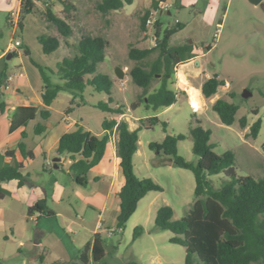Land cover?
Returning <instances> with one entry per match:
<instances>
[{"label":"rangeland","instance_id":"obj_1","mask_svg":"<svg viewBox=\"0 0 264 264\" xmlns=\"http://www.w3.org/2000/svg\"><path fill=\"white\" fill-rule=\"evenodd\" d=\"M71 3L72 9L65 12L63 2ZM100 0H39L35 2V10L28 14L22 29H18L16 37L20 38L22 47L17 50L19 58L12 57L7 64L11 73L20 72L22 59L27 65L29 57L23 55L28 49L30 58L43 68L49 82L62 85L56 72V65L65 56H71L73 46L80 37H100L108 42L104 62L97 67L98 72L108 74L113 80L111 97L112 107H124L125 115H112L97 108L99 103H107L108 96L103 92L87 86L76 95L77 103H71L73 94L60 91L49 107L50 117L43 120L37 115L23 129H34L42 124L45 129H75L79 123L93 134L102 131L104 119L126 120L130 128L138 129L140 120L158 117L167 123V132H163L161 124L149 129L141 128L137 132L138 154L134 156V173L138 178H150L161 186V192H149L146 198L137 204L135 212L127 221L123 232L108 235L103 233L106 244V264H184L185 250L183 247L170 244L171 233L155 230V214L158 207L166 205L173 210V219L186 215L195 201V181L190 171L177 168L166 162L164 157H158L148 148L149 143H161L166 136L183 134L186 138L177 143V153L187 162L195 164L197 157L192 152V139L189 129L199 119L204 129L211 131L210 142L218 155L231 151L235 155L234 172L237 176L264 177V8L253 5L248 0H220V7L211 0H179V6L171 9V15L157 14L162 30L173 29L177 20L182 29L170 37L169 44H186L193 40L200 53L198 57L201 67L197 70L190 64L175 67L172 88L177 92L176 102L169 108H159L155 111L140 106L134 110L131 105L141 93L128 76L129 70L136 64L128 58L129 48L150 49L153 47V35L146 27H141V17L147 9H138L140 2L132 5L124 4V9L102 14L96 5ZM52 5V13L65 19L71 29L68 38L62 37L55 26L49 23L45 16L47 4ZM264 4V0L262 1ZM151 7H149L150 9ZM152 9V8H151ZM51 36L59 39V48L44 54L39 44L38 36ZM12 39V28L6 22V11L0 10V51H3ZM65 41L67 44H65ZM204 44L210 46L207 51ZM205 53V54H204ZM157 55L153 53L146 62L152 61ZM31 63V62H30ZM30 65V64H29ZM124 72L122 80L115 76V69ZM196 70V71H195ZM22 72V71H21ZM184 74L186 86H182L179 73ZM216 76L226 82L228 88H218L216 95L204 98L200 108L192 110L188 103V94L181 89L199 88L207 78ZM42 84V82H41ZM153 82L151 90L158 87ZM43 87V84H42ZM233 94V98L230 97ZM244 95L246 97H244ZM7 94L3 92L2 98ZM217 99L227 100L239 107L232 125L222 124L211 106ZM71 109L66 114L68 109ZM193 112L195 114H193ZM193 115L195 119H193ZM245 118L246 127L240 126V119ZM261 120L259 133L255 139L248 137L249 127ZM29 131V130H28ZM36 144V143H34ZM42 165V159L37 160ZM223 174L210 176L213 186L217 188ZM155 197L152 205L148 202ZM12 198L6 196L0 200L3 217L0 219V264H41L39 260L26 257L25 247H19V241H24L31 234L32 223L24 224L26 215L19 213L13 206ZM74 216V214H73ZM77 228L75 224L71 225ZM142 227L144 234L133 238L136 227ZM112 246L116 249L113 251ZM102 264V263H99Z\"/></svg>","mask_w":264,"mask_h":264},{"label":"trees","instance_id":"obj_2","mask_svg":"<svg viewBox=\"0 0 264 264\" xmlns=\"http://www.w3.org/2000/svg\"><path fill=\"white\" fill-rule=\"evenodd\" d=\"M39 0H23L20 12L19 29L23 27L25 17L32 13L35 2ZM65 12L72 9L71 3L62 1ZM126 0H100L96 5L97 10L106 14L123 8ZM157 7V2L151 4V8ZM141 17V27H145V16ZM44 16L46 20L56 27L58 33L68 38L71 29L65 19L53 15L52 5L47 4ZM182 25L176 23L173 29H161L159 21L154 26L155 45L150 49L129 48L128 58L136 64L129 70L128 76L133 84L141 89L136 101L131 105L134 110L141 105L147 110L153 111L159 108H168L177 100V92L172 88L175 67L188 62L193 56L191 45L184 44L176 47L169 45L170 37L180 31ZM37 40L46 55L55 52L59 46V39L51 36H38ZM65 44L66 41H65ZM108 42L100 37L82 36L73 46L71 56H65L56 65V72L62 85H53L45 75L42 67L33 62L27 48L24 54L29 57L31 64L38 70L43 91L41 99L43 108L37 111L33 107H19L13 112L9 129L25 127L35 117L36 112L43 120L50 117L47 109L58 96L60 91H68L73 98L84 91L87 86L93 90L103 92L108 96L107 103H99L97 108L120 116L125 114L122 105L111 107L113 80L97 67L105 60V52ZM210 47H206L208 51ZM157 52L156 57L146 60ZM12 56H16L12 54ZM6 57L0 60V114L4 112L5 104L1 100V90L6 80ZM153 82L159 84L151 90ZM224 82L216 76L207 78L201 85V94L204 98L216 95L218 88ZM233 94L230 97L233 98ZM72 103V102H71ZM220 122L230 126L235 121V115L239 107L227 100L217 99L211 106ZM71 109L69 108L67 112ZM193 114H195L193 112ZM193 119L195 116L193 115ZM240 126L245 128V118L240 119ZM140 127L130 130L124 120L117 121L114 118L104 119L102 129L106 132L102 137L93 135L79 123L75 124L72 132L65 133L58 141L57 154H66L74 159L69 166V174L80 187H86L88 172L102 159L109 135L116 130L118 140L116 154L120 160V168L124 178V184L117 193L119 215L115 229L123 231L131 215L135 212L138 202L149 192H161L162 188L150 178H138L133 169V156L137 152L138 135L141 128L149 129L156 124H161L163 132H167V123L158 117H149L140 120ZM261 120L258 119L249 127L248 137L255 139L259 133ZM36 134L45 131V126L37 124ZM192 139V152L197 157V162H187L177 153V143L183 141V134H166L161 143L151 142L148 148L154 151L158 157H164L165 161L173 166L188 170L192 173L195 187V201L186 215L180 219H173V210L166 205L158 207L154 224L157 231H168L172 235L168 239L170 244L178 245L185 250L184 264H264V177L237 176L234 172L235 155L226 151L221 155L214 152V145L210 142L211 131L201 126L196 119L193 127L189 129ZM24 138V135L22 136ZM19 151L24 153V143L18 145ZM264 152V145L261 147ZM27 156V155H26ZM31 155H29L30 157ZM22 165L15 159L14 151H6L0 154V200L9 195L2 187V183L17 180L18 185L25 184L27 176L21 172ZM223 174L220 185L215 188L209 179L210 176ZM45 202L41 201L28 208L27 215L34 213L43 215ZM142 227H136L133 238L144 234ZM91 247V249H90ZM86 245L79 252V260L86 264L84 254L91 251V264L102 263L105 258L103 240L99 235L94 237L91 246Z\"/></svg>","mask_w":264,"mask_h":264},{"label":"crops","instance_id":"obj_3","mask_svg":"<svg viewBox=\"0 0 264 264\" xmlns=\"http://www.w3.org/2000/svg\"><path fill=\"white\" fill-rule=\"evenodd\" d=\"M126 1L127 5H132L135 1L140 2L138 9L144 8L147 11L151 9L149 7H151L154 1L157 3H167L169 5L168 10L163 11L161 14L168 17L171 15V9H176L179 6V0ZM211 1H215L217 6L220 7V0ZM195 3H197L196 0ZM18 5L19 0H0V10L6 11V20L9 13L16 9ZM121 9L125 10L124 6ZM177 22L181 24L179 20ZM186 44L192 46L193 53L198 54L201 52V49L195 48L193 40H186ZM180 45H184V43L170 46L176 47ZM204 47L210 46L204 44ZM14 54L19 58V52ZM23 55L26 57L24 50ZM11 58L5 59L7 66L6 76L19 73H11L9 70L7 61ZM195 60H198V64ZM19 61L21 62L19 67L23 76L16 77L8 88L1 90L2 94L3 92L7 94V97L1 98L5 104V109L0 114V154H4L6 151H14L16 161L22 165V174L27 176L26 182L22 186L18 185L17 180L1 184L9 193L8 196L12 198L14 209L19 213H23V216L26 215L24 224L27 226L28 222L32 223L31 234L26 240L19 241L18 245L20 248H23L28 243L25 250L26 257L34 261L39 260L41 264H83L79 260V252L86 245L90 247L96 235H99L103 240L102 236L104 232L110 236L112 235L110 231L112 229L116 230L115 225L119 215L117 193L124 184L120 160L116 154L118 134L113 129L109 135V141L102 159L88 172L86 187L78 186L68 172L69 166L77 157L72 158L66 154H57L60 137L65 133L72 132L74 129H45L41 134H36L35 129H23L24 127L9 129L10 121L16 108L33 107L37 108V111L43 108L41 99L43 87L38 70L30 63L29 59L30 65L28 63L25 65L22 59H19ZM186 64H190L196 70L198 67H201L198 57L193 61L186 62ZM179 75L183 78L182 86H186L184 74L180 72ZM201 85L199 88L193 89L198 92L199 101L202 105ZM189 89L184 88L181 90H184L188 94ZM71 102L77 103L76 96L72 98ZM188 103L193 111L197 109L189 99ZM69 112H66V114ZM37 115H39L38 112H36L35 117ZM124 121L128 123L127 119ZM129 129L135 130L130 128V126ZM86 130L91 132L89 129ZM105 134L106 132L102 129L99 134L93 135L102 137ZM23 135L24 138L22 137ZM21 142L25 146L23 154L18 149V145ZM136 154H138V150L134 156ZM29 155L31 156L29 157ZM39 158L42 159L40 167L37 165ZM154 199L155 197L148 202V206L152 205ZM41 201L45 202L44 214L39 215L38 213H34L29 217L27 215L28 208ZM2 217L3 212L0 209V219ZM73 224L77 228L73 229L71 226ZM120 232L116 230L114 233ZM103 247L106 258V244L104 241ZM115 249L112 246V250L114 251ZM105 258L102 264H106ZM83 259L86 264H91V251L84 254Z\"/></svg>","mask_w":264,"mask_h":264},{"label":"built area","instance_id":"obj_4","mask_svg":"<svg viewBox=\"0 0 264 264\" xmlns=\"http://www.w3.org/2000/svg\"><path fill=\"white\" fill-rule=\"evenodd\" d=\"M22 1L23 0H19V5L16 9L12 10L8 17H7V24L12 28V39L10 40V42L8 43V45L6 46V48L0 52V57H6L8 54H14L17 52V50L19 48L22 47V42L20 40V38L16 37V32L19 29V23H20V12H21V5H22ZM169 5L167 3L164 2H158L157 3V7L154 9H150L147 13V15L145 16V27L148 29L149 33L151 35H153L154 32V26L156 24V22L158 21L157 19V14L158 13H162L163 11L168 10ZM177 23V22H176ZM154 42H153V46L155 45V33H154V38H153ZM197 54H195L189 61H193L195 58H197L196 56ZM23 73L19 72L16 75H8L6 76V80H5V86L4 89L8 88V86L10 85V83L16 78V77H22ZM229 86L226 82H224L223 85L220 86V88L222 89H227ZM116 230L112 229L110 231L111 234H113ZM118 232H120V230H117Z\"/></svg>","mask_w":264,"mask_h":264},{"label":"bare ground","instance_id":"obj_5","mask_svg":"<svg viewBox=\"0 0 264 264\" xmlns=\"http://www.w3.org/2000/svg\"><path fill=\"white\" fill-rule=\"evenodd\" d=\"M179 79H180V82H182V76L181 75H179ZM188 96H189V100L192 103V105L194 107H196V108H200L201 104H200V101H199L198 92L195 89L190 88L188 90Z\"/></svg>","mask_w":264,"mask_h":264},{"label":"water","instance_id":"obj_6","mask_svg":"<svg viewBox=\"0 0 264 264\" xmlns=\"http://www.w3.org/2000/svg\"><path fill=\"white\" fill-rule=\"evenodd\" d=\"M248 1H249L251 4L255 5V6H257V5H261V6L264 8V4L262 3L263 0H248ZM11 57H12V54H8V55L6 56L7 59H9V58H11ZM195 61H196V63L198 64V60H195ZM115 76L117 77V79L122 80V79L124 78V72H123L121 69L116 68V69H115ZM244 97H246V96L244 95Z\"/></svg>","mask_w":264,"mask_h":264}]
</instances>
